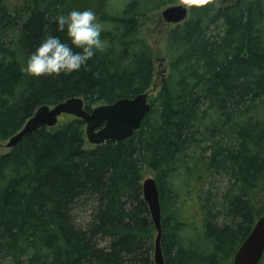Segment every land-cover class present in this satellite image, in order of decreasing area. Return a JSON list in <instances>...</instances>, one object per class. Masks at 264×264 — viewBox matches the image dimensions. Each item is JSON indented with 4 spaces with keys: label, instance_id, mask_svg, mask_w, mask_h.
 I'll list each match as a JSON object with an SVG mask.
<instances>
[{
    "label": "trees",
    "instance_id": "1",
    "mask_svg": "<svg viewBox=\"0 0 264 264\" xmlns=\"http://www.w3.org/2000/svg\"><path fill=\"white\" fill-rule=\"evenodd\" d=\"M107 1L97 19L105 50L79 71L33 78L21 69L48 36L70 44L56 18L73 9L67 0H0V143L39 107L68 98L88 112L145 92L150 104L123 141L91 145L84 122L68 116L0 153V258L155 264L141 185L151 172L164 264H232L264 214V0H183L189 15L167 34L155 94L139 19L181 0H122L106 15ZM77 208L88 218L78 225Z\"/></svg>",
    "mask_w": 264,
    "mask_h": 264
},
{
    "label": "water",
    "instance_id": "2",
    "mask_svg": "<svg viewBox=\"0 0 264 264\" xmlns=\"http://www.w3.org/2000/svg\"><path fill=\"white\" fill-rule=\"evenodd\" d=\"M68 2L75 10L91 9L96 17L102 14L105 4V0H68ZM161 15L167 23L178 24L185 21L188 16L186 1L165 8ZM148 96L149 93L145 92L131 98H120L113 103L96 106L90 112L85 109L84 100L80 97L68 98L53 106H41L24 123L20 131L8 139L5 146L12 148L27 134L43 127H54L62 114L79 118L85 123L86 138L91 145H101L111 140L123 141L140 128L150 111ZM142 194L156 231L154 263L164 264L160 248L161 208L154 178L148 177L143 180ZM263 253L264 215L256 220L250 233L237 248L232 264H258Z\"/></svg>",
    "mask_w": 264,
    "mask_h": 264
},
{
    "label": "clouds",
    "instance_id": "3",
    "mask_svg": "<svg viewBox=\"0 0 264 264\" xmlns=\"http://www.w3.org/2000/svg\"><path fill=\"white\" fill-rule=\"evenodd\" d=\"M56 22L57 30L65 32L70 44L59 37L48 36L30 54L26 65L21 69L26 75L40 78L70 74L79 71L97 51L105 50L106 44L101 40L103 25L97 22L96 14L91 9H73L66 16H58Z\"/></svg>",
    "mask_w": 264,
    "mask_h": 264
},
{
    "label": "rangeland",
    "instance_id": "4",
    "mask_svg": "<svg viewBox=\"0 0 264 264\" xmlns=\"http://www.w3.org/2000/svg\"><path fill=\"white\" fill-rule=\"evenodd\" d=\"M11 4L16 5L19 4V1L17 0H8ZM232 0H217L218 6L225 5L227 2H230ZM122 0H108L107 6L105 7L106 15L109 14H115L116 8L118 5H121ZM182 2H185L183 0L170 4V5H178ZM170 5H167L155 12H152L147 17L143 19H139V37L145 41V43L153 50L154 52V78L152 79V86L154 88H151L150 90H154L152 94H155L163 81V78L166 75L168 64L167 60L164 57L163 47H164V41L167 37L168 32L174 28V24L167 23L163 20L161 12L169 7ZM99 19V16L97 17ZM102 105V104H101ZM69 115H61L58 118V123L64 122L69 119ZM6 140L5 142L0 143V153H5L9 148H6ZM155 178L154 173L146 172L144 175V178ZM264 215V214H262ZM261 215V216H262ZM75 216V222L78 225V223H83L84 220L87 218V213L82 210H75L74 212ZM155 237V234H154ZM153 237V242H154ZM101 244L104 245L105 241H101ZM151 255H153V250L150 252ZM0 264H12L9 262L8 259H1L0 258Z\"/></svg>",
    "mask_w": 264,
    "mask_h": 264
},
{
    "label": "bare ground",
    "instance_id": "5",
    "mask_svg": "<svg viewBox=\"0 0 264 264\" xmlns=\"http://www.w3.org/2000/svg\"><path fill=\"white\" fill-rule=\"evenodd\" d=\"M67 1H68V0H67ZM182 3H183V2H182ZM180 4H181V3H180ZM104 5H105V4H104ZM170 6H173V5H170ZM187 7H188V4H187ZM188 15H189V9H188ZM187 17H188V16H187ZM178 24H179V23H178ZM174 25H175V24H174ZM102 105H103V104H102ZM98 106H100V105H98ZM92 109H93V108H92ZM92 109H91V110H92ZM91 110H90V111H91ZM90 111H89V112H90ZM62 115H65V114H62ZM60 116H61V115H60ZM69 116H70V115H69ZM31 117H32V116H31ZM58 118H59V117H58ZM75 118H76V117H75ZM78 119H79V118H78ZM80 120H81V119H80ZM142 122H143V121H142ZM57 123H58V120H57ZM84 124H85V123H84ZM141 124H142V123H141ZM22 127H23V126H22ZM140 127H141V126H140ZM138 130H139V129H138ZM135 132H136V131H135ZM133 134H134V133H133ZM129 138H130V137H129ZM125 140H126V139H125ZM107 142H108V141H107ZM5 147H6V146H5ZM6 148H7V147H6ZM9 149H10V148H9ZM143 180H144V179H143ZM143 180H142V182H143ZM141 185H142V183H141ZM156 185H157V184H156ZM142 197H143V194H142ZM146 205H147V204H146ZM160 208H161V207H160ZM258 218H259V217H258ZM258 218H257V219H258ZM252 228H253V227H252ZM251 230H252V229H251ZM249 233H250V232H249ZM155 236H156V235H155ZM246 237H247V236H246ZM246 237H245V238H246ZM160 248H161V237H160ZM153 254H154V253H153ZM161 254H162V252H161ZM162 257H163V256H162ZM261 259H262V258H261ZM260 261H261V260H260ZM163 262H164V260H163Z\"/></svg>",
    "mask_w": 264,
    "mask_h": 264
},
{
    "label": "snow or ice",
    "instance_id": "6",
    "mask_svg": "<svg viewBox=\"0 0 264 264\" xmlns=\"http://www.w3.org/2000/svg\"><path fill=\"white\" fill-rule=\"evenodd\" d=\"M199 2H205V0H199Z\"/></svg>",
    "mask_w": 264,
    "mask_h": 264
}]
</instances>
